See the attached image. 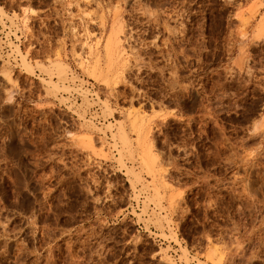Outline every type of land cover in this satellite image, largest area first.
I'll use <instances>...</instances> for the list:
<instances>
[{
	"label": "rangeland",
	"instance_id": "374dc122",
	"mask_svg": "<svg viewBox=\"0 0 264 264\" xmlns=\"http://www.w3.org/2000/svg\"><path fill=\"white\" fill-rule=\"evenodd\" d=\"M0 24V264H264V0Z\"/></svg>",
	"mask_w": 264,
	"mask_h": 264
},
{
	"label": "built area",
	"instance_id": "2783aa9c",
	"mask_svg": "<svg viewBox=\"0 0 264 264\" xmlns=\"http://www.w3.org/2000/svg\"><path fill=\"white\" fill-rule=\"evenodd\" d=\"M4 29L6 28H2L1 24H0V42H1V46L2 47H7L6 43L4 42L5 41V35H4ZM18 33V31H17ZM18 39H16L12 34H9L8 37H10L12 40L16 41L19 40L21 38V35L18 34Z\"/></svg>",
	"mask_w": 264,
	"mask_h": 264
},
{
	"label": "bare ground",
	"instance_id": "6f19581e",
	"mask_svg": "<svg viewBox=\"0 0 264 264\" xmlns=\"http://www.w3.org/2000/svg\"><path fill=\"white\" fill-rule=\"evenodd\" d=\"M4 35H5V41H6V34H5V31H4ZM54 84V83H53Z\"/></svg>",
	"mask_w": 264,
	"mask_h": 264
}]
</instances>
